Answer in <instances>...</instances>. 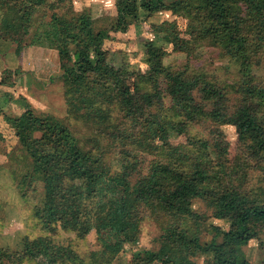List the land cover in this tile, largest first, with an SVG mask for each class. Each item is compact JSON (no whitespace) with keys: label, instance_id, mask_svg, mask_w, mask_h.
Here are the masks:
<instances>
[{"label":"trees","instance_id":"obj_1","mask_svg":"<svg viewBox=\"0 0 264 264\" xmlns=\"http://www.w3.org/2000/svg\"><path fill=\"white\" fill-rule=\"evenodd\" d=\"M72 1L55 0L49 16L36 17L46 0H0V39L13 38L17 56L25 47L57 52L68 117L91 131L81 140L59 119L33 113L27 128L0 109L30 158V179L43 186L33 213L37 225L49 234L57 225L70 227L78 240L94 232L100 264L136 245L146 218L161 227L159 247L133 254L130 264H196L204 253L210 255L204 264H251L244 248L264 231V80L257 73L264 63V0H175L171 14L184 19L187 40L180 39L176 21L152 27L180 53L214 48L238 67L230 111L222 88L203 69L166 68V51L151 43L145 52L154 63L140 77L150 92L141 93L137 77L112 64L104 48L110 33L147 21L163 11L165 0H115L116 17L100 31L88 12L74 16ZM13 75L20 73L5 72L0 84ZM221 126L233 127L241 150L256 160L255 185L248 183L250 165L242 154L229 156ZM200 196L213 219L245 229L211 226L212 238L203 245L192 209ZM93 200L97 211L89 225L83 211ZM4 262L87 264L70 245L27 237L17 251L0 248Z\"/></svg>","mask_w":264,"mask_h":264},{"label":"rangeland","instance_id":"obj_2","mask_svg":"<svg viewBox=\"0 0 264 264\" xmlns=\"http://www.w3.org/2000/svg\"><path fill=\"white\" fill-rule=\"evenodd\" d=\"M54 1L46 0V4L42 10L37 12L36 17L42 16L44 12L49 16V13L52 12L49 7ZM81 1L84 3L87 0ZM98 1L100 2V0ZM142 1L138 0V3ZM174 1L165 0L162 12L154 14L145 22L130 26L127 32L110 33V39L105 41L104 48L112 55V64L118 69H124L126 74H134L137 77V87L141 93L150 92V86L140 77L154 63V58L149 57L145 52V45L151 43L166 51V56L161 59V64L164 67L182 68L189 65L191 68L203 69L222 88L227 97V108L229 111L233 110L235 108L233 85L240 80L237 66L231 61L221 58L214 48L201 46L190 49L187 53H180L165 35L157 34L152 30L154 25H159L164 21H176L180 39L187 40L184 19L171 14L170 8ZM101 2L108 10L115 0H101ZM78 4L80 5V2ZM78 4H75L77 9L73 12L75 16L86 11L85 9L79 11ZM91 4L93 6L95 3ZM109 16L110 14L107 12V14H101V17L104 18H94L92 21L94 31L103 29L104 24L109 22L106 21ZM47 18L45 17V19ZM104 19L106 20L104 21ZM12 39H0V83L7 71H17L20 75L18 77L13 75L11 80L0 84L2 113L7 117L22 120L27 128H29L28 113L51 115L64 122L76 138L87 139L91 135L89 128L80 121L68 117L63 88L59 80L61 72L57 52L48 48L25 47L20 56H17L16 44ZM257 73L264 80V63ZM164 102V112L168 114L171 105L169 98L166 97ZM3 114L0 115V133L3 136V140L0 142V248L14 252L20 249L24 237L29 240L48 238L63 246L70 245L87 264H100L96 255L98 245L94 232H91L85 239L78 240L74 230L70 227L57 225L55 232L49 234L37 225L33 213L34 208L40 207L42 204L43 186L30 179V158L20 146L12 129L3 120ZM199 129L197 128L196 131ZM220 129L229 142V156L234 159L236 154H242V159L246 160L247 166L250 165L249 177L252 179L249 178L248 183L255 185L260 175L255 166L256 160L248 156L247 150H241L233 127L221 126ZM34 136L41 137L39 133H35ZM171 141L176 143L178 139L172 137ZM134 181L135 176L131 182ZM192 209L200 222V240L203 245L207 246L212 238L211 226L219 227L225 232L245 229L213 219L202 196L193 201ZM96 211L95 200L85 203L83 216L89 225L94 224L93 219ZM247 229L252 231L250 227ZM138 235V243L128 245L125 251L118 255L111 264H130L133 254L158 249V239L161 235V227L158 223L148 218L144 219L138 229ZM244 252L251 264H259L264 260V231L259 234L257 239L248 243ZM208 258H210L209 253H204L196 258V264H204ZM4 264L6 263L4 262Z\"/></svg>","mask_w":264,"mask_h":264},{"label":"crops","instance_id":"obj_3","mask_svg":"<svg viewBox=\"0 0 264 264\" xmlns=\"http://www.w3.org/2000/svg\"><path fill=\"white\" fill-rule=\"evenodd\" d=\"M78 2H80V5L78 4ZM91 3H95V4L92 6ZM97 3H98V5H97ZM75 4H78V6L80 7V8H78L79 11H80V9H81V11L85 9L86 11H83V12H88L91 16L92 21L94 18L95 19L104 18V17H101V14L102 13L107 14V12L110 14V16L107 20L104 19V21L105 20L106 21H112L116 17L114 2L111 3L112 5L107 10L105 5L101 2V0H100V2L98 0H96V1L87 0L84 3H82L81 0H73L72 1L73 12H74V10L77 11ZM95 14H97V15H95Z\"/></svg>","mask_w":264,"mask_h":264}]
</instances>
